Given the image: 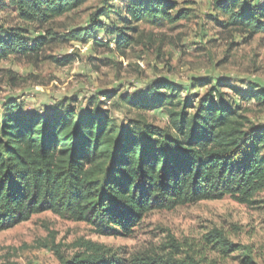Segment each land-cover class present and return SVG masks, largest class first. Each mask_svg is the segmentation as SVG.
<instances>
[{
    "label": "trees",
    "instance_id": "16d2710c",
    "mask_svg": "<svg viewBox=\"0 0 264 264\" xmlns=\"http://www.w3.org/2000/svg\"><path fill=\"white\" fill-rule=\"evenodd\" d=\"M90 0H0V11L12 10L25 26L1 30L0 62L9 57L33 58L53 41L106 46L101 30L125 56L144 37L140 25L162 28L189 18L188 0H101L82 27L57 35L43 29L54 19L80 9ZM213 20L251 40L264 34V0H213ZM218 14L223 17L219 21ZM66 65L70 56L54 58ZM211 84L193 78L189 87L154 79L133 95L101 92L111 108L94 103L76 109L71 99L57 101L46 114L26 113L13 99L0 107V231L49 212L90 226L101 237H130L152 211H170L200 201L227 197L239 204L258 202L264 191V124L251 121L241 100L264 104V89L253 91L216 81L202 95L182 91ZM250 84V83H247ZM251 85V84H250ZM233 90L229 97L219 87ZM258 87V88H257ZM238 98V101H236ZM102 101V100H98ZM91 102V101H90ZM106 102V101H103ZM127 112L125 119L115 112ZM136 111H160L163 126ZM210 249L240 252L243 264H255L248 245L233 243L219 229L205 236ZM76 252L64 258L53 246L59 264H126L111 248L78 239ZM168 248L179 251L171 240ZM165 259L134 257L128 264H180ZM189 264H198L191 259Z\"/></svg>",
    "mask_w": 264,
    "mask_h": 264
},
{
    "label": "rangeland",
    "instance_id": "374dc122",
    "mask_svg": "<svg viewBox=\"0 0 264 264\" xmlns=\"http://www.w3.org/2000/svg\"><path fill=\"white\" fill-rule=\"evenodd\" d=\"M212 1L188 0L182 8L190 11L189 18L173 26L155 28L141 24L142 43L134 44L125 56L114 49L113 40L101 30L96 40L109 43V47L91 48L92 40L87 43L53 41L36 58L2 60L0 107L13 99L23 104L24 112L44 115L57 101L67 98L76 109L92 108L94 103L110 109L111 101L105 100L101 92L115 90L133 95L154 79H168L182 87H189L193 78L211 82L183 90L184 98L206 93L216 81L229 83L242 91H253V85L264 89V34L244 41L243 35L221 27L213 20L217 13L212 9ZM100 4L101 0H90L80 9L49 22L43 29L31 28L35 33L28 36L45 34L47 28L57 35L71 28H82L88 23L89 14ZM217 19L223 21L220 14ZM18 25L25 26L12 10L0 11V37L1 30ZM63 56H70L68 64L54 61ZM219 89L231 98L236 97L229 87ZM241 105L251 121L264 124V104L241 100ZM126 113L125 109L115 112L121 119H125ZM135 115L158 126L166 123V115L157 110H132L128 114L129 117ZM254 199L258 202L248 205L227 197L170 211H152L130 237H101L93 234L85 223L64 220L49 212L37 214L0 231V264H59L53 246L68 259L76 252L78 239L111 248L116 256L127 261L126 264L139 256L167 258L173 252L168 248L172 239L179 247L172 256L182 262L180 264H189L191 259L198 264H243L238 251L223 255L210 249L204 236L213 229L221 230L233 243L250 246L253 262L264 264V191Z\"/></svg>",
    "mask_w": 264,
    "mask_h": 264
}]
</instances>
